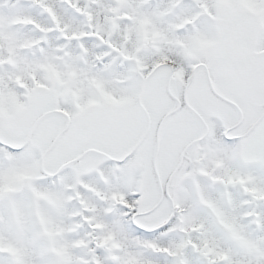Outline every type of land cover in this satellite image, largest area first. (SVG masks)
<instances>
[{
    "label": "snow or ice",
    "instance_id": "snow-or-ice-1",
    "mask_svg": "<svg viewBox=\"0 0 264 264\" xmlns=\"http://www.w3.org/2000/svg\"><path fill=\"white\" fill-rule=\"evenodd\" d=\"M0 264H264V0H0Z\"/></svg>",
    "mask_w": 264,
    "mask_h": 264
}]
</instances>
